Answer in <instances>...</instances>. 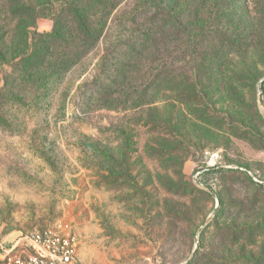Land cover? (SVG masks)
<instances>
[{
    "label": "rangeland",
    "instance_id": "obj_1",
    "mask_svg": "<svg viewBox=\"0 0 264 264\" xmlns=\"http://www.w3.org/2000/svg\"><path fill=\"white\" fill-rule=\"evenodd\" d=\"M10 71L5 244L60 223L79 264H264V0H123L44 86Z\"/></svg>",
    "mask_w": 264,
    "mask_h": 264
},
{
    "label": "trees",
    "instance_id": "obj_2",
    "mask_svg": "<svg viewBox=\"0 0 264 264\" xmlns=\"http://www.w3.org/2000/svg\"><path fill=\"white\" fill-rule=\"evenodd\" d=\"M122 1L0 0V66H9L7 75L21 84L44 86L92 51ZM45 13L52 29L38 32L36 21Z\"/></svg>",
    "mask_w": 264,
    "mask_h": 264
},
{
    "label": "built area",
    "instance_id": "obj_3",
    "mask_svg": "<svg viewBox=\"0 0 264 264\" xmlns=\"http://www.w3.org/2000/svg\"><path fill=\"white\" fill-rule=\"evenodd\" d=\"M0 264H79L74 237L60 223L33 229L9 243L0 238Z\"/></svg>",
    "mask_w": 264,
    "mask_h": 264
},
{
    "label": "water",
    "instance_id": "obj_4",
    "mask_svg": "<svg viewBox=\"0 0 264 264\" xmlns=\"http://www.w3.org/2000/svg\"><path fill=\"white\" fill-rule=\"evenodd\" d=\"M264 78V77H263Z\"/></svg>",
    "mask_w": 264,
    "mask_h": 264
}]
</instances>
